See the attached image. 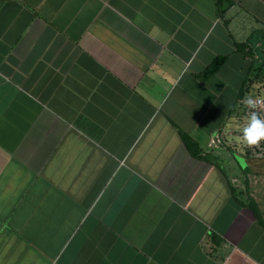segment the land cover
<instances>
[{"label": "crops", "instance_id": "1", "mask_svg": "<svg viewBox=\"0 0 264 264\" xmlns=\"http://www.w3.org/2000/svg\"><path fill=\"white\" fill-rule=\"evenodd\" d=\"M263 94L264 0H0V264H264Z\"/></svg>", "mask_w": 264, "mask_h": 264}, {"label": "clouds", "instance_id": "2", "mask_svg": "<svg viewBox=\"0 0 264 264\" xmlns=\"http://www.w3.org/2000/svg\"><path fill=\"white\" fill-rule=\"evenodd\" d=\"M246 104L251 108L256 107V102L251 97L246 99ZM261 140H264V119H260L258 114L253 112L247 126L243 129L242 141L248 146H253Z\"/></svg>", "mask_w": 264, "mask_h": 264}, {"label": "built area", "instance_id": "3", "mask_svg": "<svg viewBox=\"0 0 264 264\" xmlns=\"http://www.w3.org/2000/svg\"><path fill=\"white\" fill-rule=\"evenodd\" d=\"M255 102H256V107L255 108H251L249 107L247 104V113L249 115V117H251V114L253 112L258 114V117L260 119H264V94L263 95H257V96H252L251 97ZM246 103V100H245ZM223 144V139H222V135L217 134L212 138L210 147L212 149L218 148ZM260 151H262L264 153V145H259ZM259 150V149H258Z\"/></svg>", "mask_w": 264, "mask_h": 264}, {"label": "trees", "instance_id": "4", "mask_svg": "<svg viewBox=\"0 0 264 264\" xmlns=\"http://www.w3.org/2000/svg\"><path fill=\"white\" fill-rule=\"evenodd\" d=\"M225 59L224 58H220L218 59L211 67L210 69H208V71L206 72V76L211 75L213 73H215L218 68H220L222 66V64L224 63Z\"/></svg>", "mask_w": 264, "mask_h": 264}]
</instances>
